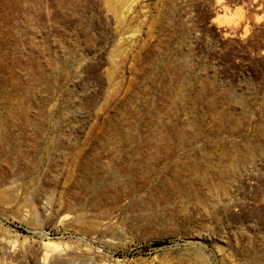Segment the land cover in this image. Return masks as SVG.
<instances>
[{
  "label": "rangeland",
  "instance_id": "obj_1",
  "mask_svg": "<svg viewBox=\"0 0 264 264\" xmlns=\"http://www.w3.org/2000/svg\"><path fill=\"white\" fill-rule=\"evenodd\" d=\"M0 264H264V0H0Z\"/></svg>",
  "mask_w": 264,
  "mask_h": 264
},
{
  "label": "bare ground",
  "instance_id": "obj_2",
  "mask_svg": "<svg viewBox=\"0 0 264 264\" xmlns=\"http://www.w3.org/2000/svg\"><path fill=\"white\" fill-rule=\"evenodd\" d=\"M2 2V1H1ZM4 3V2H3ZM2 4V3H1ZM3 6V5H2ZM4 92V91H3ZM8 92L6 91V93H4V95H3V97L7 100L8 99ZM3 99V98H2ZM4 99V100H5ZM3 100V101H4ZM5 100V101H6ZM9 100V99H8ZM4 101V102H5ZM11 101V100H10ZM9 102V101H8ZM6 103V102H5ZM5 103H3V104H5ZM10 103V102H9ZM7 104V103H6ZM9 107V106H8ZM37 235V234H36ZM39 235V234H38ZM43 243V242H42ZM59 248H60V245H59V243H57V242H47V243H45V249H46V255L45 256H48V254L51 252V253H53V252H56V251H58L59 250Z\"/></svg>",
  "mask_w": 264,
  "mask_h": 264
},
{
  "label": "built area",
  "instance_id": "obj_3",
  "mask_svg": "<svg viewBox=\"0 0 264 264\" xmlns=\"http://www.w3.org/2000/svg\"><path fill=\"white\" fill-rule=\"evenodd\" d=\"M36 234H38V233H36ZM36 234H35L36 237L42 238V239H52L56 236L52 229H48V230H45L43 232H40L39 235H36ZM14 243H16V242L14 241Z\"/></svg>",
  "mask_w": 264,
  "mask_h": 264
}]
</instances>
